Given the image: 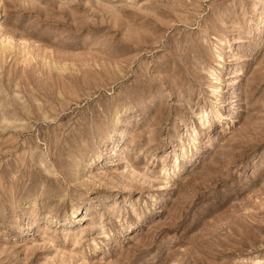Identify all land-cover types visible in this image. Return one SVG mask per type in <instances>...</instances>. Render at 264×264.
<instances>
[{"label": "rangeland", "instance_id": "374dc122", "mask_svg": "<svg viewBox=\"0 0 264 264\" xmlns=\"http://www.w3.org/2000/svg\"><path fill=\"white\" fill-rule=\"evenodd\" d=\"M0 264H264V0H0Z\"/></svg>", "mask_w": 264, "mask_h": 264}, {"label": "bare ground", "instance_id": "6f19581e", "mask_svg": "<svg viewBox=\"0 0 264 264\" xmlns=\"http://www.w3.org/2000/svg\"><path fill=\"white\" fill-rule=\"evenodd\" d=\"M227 84H228V83H227ZM234 121H236V118L232 119L231 124L234 123ZM228 125H229V124H228ZM227 129H229V126H227V127H223L222 130H220V132L223 133V134H226V133L229 132V131H227ZM118 132H119V131H118ZM218 133H219V132H218ZM182 157H183V155H182Z\"/></svg>", "mask_w": 264, "mask_h": 264}]
</instances>
